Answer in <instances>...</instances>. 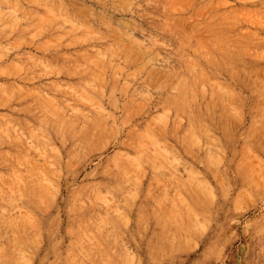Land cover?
<instances>
[{
	"label": "rangeland",
	"instance_id": "obj_1",
	"mask_svg": "<svg viewBox=\"0 0 264 264\" xmlns=\"http://www.w3.org/2000/svg\"><path fill=\"white\" fill-rule=\"evenodd\" d=\"M66 11L81 22L74 25ZM220 22L247 58L240 86L229 95L239 111L228 117L209 114L207 122H222L229 129L195 132L198 139L192 140L185 130L187 116H177L171 108L161 111L168 101H182L181 86L168 75L181 67L179 50L187 47L192 54L207 45L209 26ZM116 38L131 63L117 56L113 63L118 68L102 66L107 80L102 95L91 86L97 79L75 84L81 72L94 70L83 59L94 50L108 49ZM80 63L85 68L79 67L74 79L62 70ZM141 79L172 83L163 91L146 85L145 92H139ZM224 80L235 86L230 77ZM217 82L211 78L208 84ZM250 82L256 85L254 93L247 86ZM84 86L90 90L85 97L69 93ZM214 94L207 92L206 101ZM51 100L78 111L65 115L76 137L92 130L88 120L97 117L100 100L105 116L115 123L114 130L103 133V148H92L93 140L69 158L74 140L65 134L68 125L58 121L60 113L49 105ZM200 103L205 101L194 100L193 106ZM126 107L137 114L128 119ZM155 115L163 119L153 122L159 125L154 133L169 150L159 176L151 173L138 181L131 173L125 189L133 197L126 207L118 200L117 207H89L85 216L74 217L71 201L87 204L88 194L100 191V184L116 170L110 160L123 151L133 153L134 146L124 144L130 132ZM54 133L59 135L53 138ZM19 137L22 142H16ZM159 148H148L154 161ZM14 163L50 168L58 175L42 182L52 193L37 211L25 210V221L14 226L19 230H4L0 216V250L5 248L2 238L18 231L27 237L23 264H68L65 256L74 237L78 264H93L88 259H96V264H264V0H0V177ZM0 186L7 195L24 190L29 186L26 171ZM173 195L193 197L201 212L196 228L179 239L163 229L174 231L179 226L174 220L187 218L191 211L175 212ZM164 196L170 204L161 203ZM94 216H101L102 229L90 224ZM75 221L85 223L84 231L71 229ZM98 230L105 244L85 243L86 234L102 237Z\"/></svg>",
	"mask_w": 264,
	"mask_h": 264
},
{
	"label": "bare ground",
	"instance_id": "obj_2",
	"mask_svg": "<svg viewBox=\"0 0 264 264\" xmlns=\"http://www.w3.org/2000/svg\"><path fill=\"white\" fill-rule=\"evenodd\" d=\"M66 16L74 25L81 22V18H79L77 14L71 13L70 11H66ZM168 25L169 24L165 25V27ZM210 29L211 38L209 39L207 45L201 44L200 47L192 54L188 52L187 47L179 50L181 67L178 72H175L176 74H169L168 78H175L176 83L181 86L180 97L182 101H177L176 103H173V101H168L161 110L164 111L167 108H171L177 116H187L190 121L189 124L185 126V130H187L189 135L193 137L192 140L198 139V136L194 137L195 132H199L201 135H206V133L208 134L212 131H224L229 129V127L222 122H207L206 117H208V115L211 113H216L222 117H228L231 114L236 115L238 113L239 104H236L237 106L234 105L231 102L229 95L236 94L237 87L240 86V80L243 76V72L246 71L245 64H247V58L240 49V44L230 39V37L226 35L221 22L216 25L212 24L211 27L209 26V30ZM114 42L115 43L112 44L108 49L94 50L96 52H93L92 55L87 59H83V56H81L80 58L85 61V64L93 67L94 70H85L84 72H81L80 80L76 82L72 80V82L75 84L81 83V81L82 83H92L95 79H97L96 82L92 83L91 86L95 89L96 94L102 95L107 83V80L103 78L101 74L103 68L102 66L108 65L109 67L118 68L113 63V59L117 56L125 58L126 61L131 63V61L125 57L126 50L122 45L121 39L116 38ZM101 56H104V59H100ZM98 60L103 64H100ZM65 61L69 63V60L65 59ZM79 67L85 68L84 66H81L80 63L78 68L64 66L62 67V70L70 78L74 79V76L81 71ZM226 76L231 78V81L235 84V86H232L231 83H227V81L224 80ZM211 78H217L219 79V82L210 87L208 83ZM141 80L140 86L137 88L139 92H145L146 85L155 86L157 89L163 91L168 87L169 83H172V81L155 83L153 79ZM247 86L249 87L250 91L254 93V88L256 87L255 83L250 82ZM83 88L84 89L82 91L75 90L74 92L69 91V93L75 97H85L90 92V90H86L85 86ZM111 89L113 90L115 87H112ZM210 91L215 93V98L211 102H207V92ZM258 96H262V94ZM197 99L204 100L205 103H200L197 106H193L194 100ZM71 100L73 99L69 98L66 101L73 105L75 101ZM253 100L254 104L252 103L250 106L251 115H254L255 94ZM49 105H51L54 111L60 113L58 116V121L68 125L69 130L66 129L67 131L65 134L74 140L73 149L68 152V157L71 159L76 157V152L79 151L81 147L87 148L93 140L96 141V146L92 148L101 150L103 148V133L105 131L110 132V130L115 129V123L110 118L105 116L100 100L98 102V109L100 111L97 117L88 120L89 127H92V130H84L81 132L79 137L73 135L74 132L70 126V119L69 117L65 116L68 114L78 115V111L74 108V106H68V109H66L62 104L55 103L52 100ZM195 109H198L199 111L196 112ZM126 114L127 118L130 119L137 113H134V109L126 107ZM155 119L159 120L157 123L160 124V120H162L163 117L162 115L160 117L155 115L151 120L141 124L138 127H135L130 132L128 139L126 142H124V144L133 145L135 148L133 153L123 151L120 152L116 158L110 160L109 165L116 166L115 172L112 173L105 182L100 184L99 192H92L88 194L87 204L82 203L81 200L71 201L69 208L72 210L74 217L80 218L81 216H85V211L89 207L99 208L100 206L101 208H106L105 204H107L108 207H117L119 205L118 200L124 201L125 206L128 199L133 197L131 195L133 192L128 188L125 189L131 173H133L134 178L138 181L151 173H153L156 177L159 176V168L162 169L164 166H162L161 162L166 160V153L169 150L168 147L163 144L158 136L154 133V126H159L156 122V124L153 123ZM57 126L58 125H56V127ZM175 128H177V126H175ZM56 135H59V133H54L52 137L56 138ZM22 141L23 139L19 137V141L16 142ZM211 142L212 141H208L207 143ZM150 146L160 147L158 149L159 152L157 153V158L155 161L148 154V148ZM50 156L53 157L52 154ZM22 170L26 171L27 179L29 181V186L27 188H24V190L21 191L13 190L11 191L10 195H7L0 186V216L3 218L2 220L5 227L4 230H7V228H13L18 222L25 221L24 217L26 211L35 212L40 209L44 202V197H46V195L49 193H52V191L47 189L46 186L42 184V182H52L53 179L55 180V177L58 176L57 174L51 172L50 168L40 169L37 166L24 168L21 163H14L12 167L8 169V172L5 171V175L0 177V185L6 179L10 178L12 181L14 175ZM193 180V178L188 179V181L191 182ZM116 181L117 183H115ZM186 181L187 179L184 182ZM19 196L26 198L30 205L27 207L25 204H22ZM109 198L112 199L111 202H108ZM170 198L173 202L172 207L175 208V212L178 214L183 215L182 208H187L191 211L187 218L182 216L181 218L174 220L179 224V226L174 231L167 228L163 229L166 230L165 232L167 235L179 239L178 237H180L182 233L196 228L194 225L197 221V218L201 215V212L195 208V204H197V202H195L191 196L173 195ZM161 203L165 205L170 204L168 202V196L162 197ZM176 208L179 209L176 211ZM85 219L86 218L84 217L83 220ZM78 223L79 225H77ZM90 224L95 226V228L97 227L98 229H102L104 221L102 220L101 216L99 219H96V216H94L91 218ZM78 228L80 231H84L86 228L85 223H83V221L81 223L79 221H75L73 226H71V229L75 231V229ZM14 229L16 228L14 227ZM98 231L101 233V230ZM171 231H173V233H171ZM2 240L4 241L5 248L0 250V264H23L24 248L25 244L27 243V237L18 231L14 237H5L2 238ZM83 240L87 244H100L101 246L105 244L107 239L103 234L102 237H99L95 233L86 234L83 236ZM77 242L78 239H75V237L72 238V247L67 250L65 256L66 262L68 264H78L75 259V257L78 255V250H76V246H74L77 245ZM103 259L104 258H102V260ZM95 260L96 259H88V261L93 264H96Z\"/></svg>",
	"mask_w": 264,
	"mask_h": 264
}]
</instances>
